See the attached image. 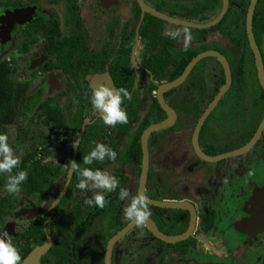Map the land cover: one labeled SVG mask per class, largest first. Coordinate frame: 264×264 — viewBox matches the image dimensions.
<instances>
[{
	"label": "flooded vegetation",
	"instance_id": "flooded-vegetation-1",
	"mask_svg": "<svg viewBox=\"0 0 264 264\" xmlns=\"http://www.w3.org/2000/svg\"><path fill=\"white\" fill-rule=\"evenodd\" d=\"M251 1L228 0L227 12L217 24L222 26L211 30L215 26L197 29L157 18L144 12L139 0H0V56L6 50L15 52L17 57L31 56L28 71L43 75L34 91L29 92L30 82L15 83L18 86L26 84L29 97L41 89L47 97H57L53 110L63 114V108L68 107L74 111L66 126L71 128L70 133L66 131L50 142L53 144L51 155L58 163L46 167L50 172L61 168L52 193L40 204L33 197L19 199L13 214L0 222V232L6 231L16 246L22 234L31 230L33 222L42 218L44 242L33 244L23 259L24 264H58L60 258L66 260V264H106L109 242L131 223L123 210L131 198L139 194L144 132L166 121L170 122L169 126L148 136L145 194L154 201L190 204L196 215L195 227L187 239L167 243L155 237L146 226H134L113 245L111 264H264V88L247 36L246 19ZM143 2L170 18L205 25L219 16L225 0H218L216 9L219 12L215 16L210 6L213 3L208 0H192L190 5L176 0ZM260 4L264 10V0H257L255 12ZM245 7L243 27L241 18ZM148 15L162 22L154 23L153 29L145 34L143 23ZM204 16L209 19L204 20ZM225 18L228 21L223 24ZM230 21L232 28L227 34V44L209 43L202 35L195 43L191 42L187 50L188 54L205 48L191 61L206 51H217L226 57L231 68V85L213 106L196 140L204 156L217 159L210 162L197 153L194 137L201 118L226 85L224 67L216 57L199 61L182 84L164 92L166 111L160 102V88L180 78L191 61L181 75L171 78L176 74L183 56L181 52L185 50L182 37L177 42L167 38L164 32L187 27L204 35L209 31L220 34ZM255 39L264 64V30L260 43L256 36ZM212 44L218 48L206 47ZM208 59L214 61L203 63ZM68 60H73L69 64L70 72L64 68V62ZM16 61L12 55L0 60L11 67L12 79L16 74L13 66ZM149 61L155 62L153 68L146 64ZM157 62L166 65L161 69ZM123 66L130 67V70L127 68L120 74V79L114 71ZM90 81L96 87L105 84L120 88L124 83L127 88L131 85L133 99L124 105L129 117L127 124H117L114 128L105 126L93 113L90 103L93 85ZM227 104H231L228 110L234 113V118L223 116L222 109ZM224 114L226 116V111ZM81 115L82 121L79 119ZM85 134H88L87 141ZM72 136L78 144L76 150L69 143ZM253 140L255 143L248 151L230 156ZM93 141L111 146L118 154L117 160L93 165L82 162L80 167L102 170L114 167L111 174L117 176L121 186L131 193L128 200L119 202H122V211L114 218L107 211L97 216L96 207L85 203L92 193H81L76 185L71 188L75 174L69 180L64 171V166L69 164L67 160H73L75 151L76 163L79 157L83 161V156L94 148ZM135 145L141 147V163L135 156L133 162L125 163L121 156L126 160L128 154H134ZM61 146L63 149L60 150ZM47 152L50 155L48 149ZM157 157L169 158V165L160 162L156 167ZM62 158L66 159L64 165ZM131 170L137 175L135 186L128 176ZM161 174H170V188L174 186L176 189L172 187L169 193H164ZM76 178L78 180V174ZM73 192L77 195L75 202L71 199ZM117 196L118 190L108 193L107 199L112 203L114 199L119 200ZM149 207L151 220L162 234L180 236L189 230L190 209ZM59 209L63 210L59 212ZM34 210L37 212L33 214L31 211ZM64 212H68L64 217L68 226L61 224L60 227L58 221ZM11 218L27 220V226L21 231L17 222L10 221ZM104 230L106 246L100 261H95L92 259L95 235H102ZM50 240H54L52 245L37 259L40 250Z\"/></svg>",
	"mask_w": 264,
	"mask_h": 264
},
{
	"label": "trees",
	"instance_id": "trees-1",
	"mask_svg": "<svg viewBox=\"0 0 264 264\" xmlns=\"http://www.w3.org/2000/svg\"><path fill=\"white\" fill-rule=\"evenodd\" d=\"M208 3H213L210 6L214 9V15H217L219 10H217V3L218 0H208ZM246 7L242 11V18L241 22L243 27H245V15H246ZM212 14V13H211ZM211 14L209 17H211ZM209 17L204 16L203 19L207 20ZM228 21V18H225L223 21V24H225ZM162 21L159 19H156L150 15H148L143 23V28L145 30V34L153 29L154 23H161ZM222 26V24H219L212 28L211 30L219 29ZM264 30V10L261 9V4L258 6L255 17H254V32L255 36L257 38L258 43H260V35L261 32ZM244 37H246V33L244 31ZM248 43V42H247ZM83 47V46H81ZM205 48H202L201 50H196L189 52L187 54V51H182V57L180 60V63L178 65L176 74L171 78H176L185 69L187 64L191 61V59L196 56L199 52L204 51ZM180 53V54H181ZM73 60H68L64 62V68L66 71L70 72V62ZM128 63V62H127ZM125 63V64H127ZM129 64V63H128ZM150 68H153L155 65V62L149 61L146 63ZM158 67L163 69V67L166 65L165 62H157L156 63ZM130 67H120L117 68L114 73L119 76L121 79L120 74L124 73V71ZM13 71L8 63L6 62H0V133L4 126L12 125L14 123L17 124V135L16 140L13 148L16 150V152L20 151L25 145L26 142L30 136L32 131V126L36 125L38 120L41 118H44L48 113L53 111L55 107L52 105L57 103V97H47L43 89L37 91L36 93H32V96L27 95V85L22 84L21 86H18L12 79ZM160 79L163 80V77L160 76ZM122 83V82H121ZM122 87L126 88V85L122 83ZM155 88V87H153ZM127 89L130 91V87H127ZM126 102V101H125ZM79 118L81 121L83 120V116H80ZM45 125L50 126L51 131V138L49 141L53 142L56 140L61 134L65 133L66 131L70 133V127H65V129L61 128L59 125L51 124L50 120L48 118L44 119ZM90 133V132H89ZM88 134H85V141H87ZM84 141V142H85ZM83 145V144H82ZM81 145V148H82ZM136 151L134 154L130 153L127 156V159L123 156H121L124 159V162H133L134 156L136 157L138 163H141V157H142V151L140 145H135ZM63 149V147H60V150ZM48 155L46 148L41 149H34V152L32 154H29L28 156H24L22 158V169L27 170L29 173V178L25 182L24 185H22V191L20 192V198H15V195H9L7 192H3L5 188V181L6 177L0 176V222L6 220V218L13 214V211L17 208V205L19 204V199L27 200L28 198H36L37 202L43 203L47 196H50L52 193V187L54 184V181L56 180V177L61 172L60 169H56L53 171H49L46 166L42 165L43 160ZM81 156V152H80ZM82 158V157H81ZM81 158H78L77 163L79 166L82 164ZM62 165L66 163V159H63ZM70 161L67 160V163ZM77 174L74 175V179L71 185V188L74 187L77 183ZM118 198V196H117ZM120 200L114 199L112 203H109L104 209H100L96 207L97 209V216L100 215L101 212L107 211L110 216H119L122 202L119 203ZM28 204V203H27ZM63 209H59L58 211L61 212ZM69 212V211H68ZM68 212H64L61 215V220L58 221L59 226L61 227V224L65 227L68 226L67 223L64 222V217L67 216ZM109 216V217H110ZM84 221V220H82ZM81 221V222H82ZM88 224V223H87ZM85 225V227L87 226ZM85 229V228H84ZM84 229L81 230V232L84 231ZM45 234L43 233V226H42V218H39L37 221L33 222L31 230H29L26 233H23L22 236L18 239L19 242H17L16 247L20 250L21 255L23 259L29 254L31 251V248L33 247V244L35 243H42L44 242ZM58 264H66V260H63L60 258V261Z\"/></svg>",
	"mask_w": 264,
	"mask_h": 264
},
{
	"label": "clouds",
	"instance_id": "clouds-1",
	"mask_svg": "<svg viewBox=\"0 0 264 264\" xmlns=\"http://www.w3.org/2000/svg\"><path fill=\"white\" fill-rule=\"evenodd\" d=\"M164 35L174 41L179 42L183 38L184 50L187 51L191 45L193 37L185 28L183 31L168 29ZM133 96L125 87L115 88L101 84L93 88L90 96V103L93 113L98 115L105 126L116 127L117 124L125 125L129 117L125 101H132ZM94 148L83 156L84 165H93L96 162L103 163L105 160L115 162L117 152L108 144L95 142ZM72 147H78L77 141H73ZM22 157L10 144V136L7 133H0V176L6 177L5 188L9 195H15L22 191V185L29 178L27 170L22 169ZM64 171L70 179L73 174H78L76 189L81 193L91 192L92 195L85 200L89 207L104 209L110 201L107 199L108 193H116L120 201L129 199L131 193L126 187L121 186L117 176L108 170L99 168L80 167L75 161H70L64 166ZM227 183V178L224 180ZM150 200L144 192H140L131 198V202L124 208L125 218L131 224L143 228L151 217ZM0 264H24L20 250L14 245L12 237L6 232H0Z\"/></svg>",
	"mask_w": 264,
	"mask_h": 264
},
{
	"label": "water",
	"instance_id": "water-1",
	"mask_svg": "<svg viewBox=\"0 0 264 264\" xmlns=\"http://www.w3.org/2000/svg\"><path fill=\"white\" fill-rule=\"evenodd\" d=\"M139 3L141 4V6L144 9V12H147L157 18H160L162 20L168 21L170 23H174L176 25H181V26H187V27H192V28H197V29H207V28H211L213 26H216L219 22H221V20L224 18L227 9H228V0H225L224 3V8L222 10V12L219 14V16L212 22L205 24V25H199V24H195V23H189L186 21H182L179 19H174V18H170L162 13H159L155 10H153L152 8L148 7L143 0H139ZM256 3L257 0H252L251 1V5L248 9V13H247V19H246V28H247V36H248V40L251 46V49L255 55V60H256V67L259 73V80L260 83L262 85V87L264 88V64H263V59H262V55L260 52V49L256 43V39L254 36V30H253V21H254V14H255V9H256ZM207 57H216L221 64L224 67L225 70V74H226V85L221 89L220 93L217 95L216 99L214 100V102L212 103V105L209 107L208 111H206V113L204 114V116L201 118L199 126H198V130L196 131L195 134V147L197 150V153L200 155V157L204 160H208L210 162L212 161H217V159H212V158H207L206 156H204L201 151L199 150L198 146H197V138H198V134H199V130L202 126V124L204 123L206 117L209 115V113L212 111L213 106L215 104L218 103V101L222 98V96L225 94V92L228 90L229 86L231 85L232 82V77H231V68H230V64L228 62V60L226 59V57L224 55H222L221 53L217 52V51H206L204 53H201L200 55H198L196 58H194L191 63L187 66L185 72L183 73V75L178 78L177 80L164 84L162 85V87L160 88L159 91V98H160V102L162 104V106L165 108L166 111H168V106L165 103L164 99H163V94L164 92H167L168 90H170L173 87L179 86L180 84H182L184 82V80L188 77V75L190 74V72L192 71V69L195 67V65L201 61L204 58ZM170 125L169 121L163 122L161 124L155 125V126H151L149 129H147L144 132L143 138H142V143H143V153H144V157H143V169H142V175L140 178V185H139V193L140 192H144L145 193V189H146V179H147V172H148V165H149V152H148V146H147V140H148V136L155 130H160L162 128H165L167 126ZM83 134V133H82ZM82 134L80 135V137H82ZM255 143V140H253L249 145H247L246 147L242 148L239 151L234 152L233 154H230V156L232 155H237L240 153H244L246 151H248L253 144ZM77 148H75L76 150ZM72 161L76 162V151L74 154V158ZM71 179V178H70ZM69 179V180H70ZM66 190V189H65ZM150 200V205L155 206V207H159V208H168V209H190L191 213H192V221H191V225L189 230L184 233L183 235L180 236H167L162 234L157 226L155 225V223L150 219L149 223L146 225V227L152 232V234L167 242V243H176L179 241H183L185 239H187L190 234L192 233L194 227H195V223H196V215H195V211L193 209V207L188 204V203H173V202H164V201H154V200ZM33 214L35 212H37V210L31 211ZM24 214V212H22ZM135 225L133 224H129L126 228H124L118 235H116L110 242L109 245L107 247V251H106V264H111V259H112V247L115 244V242H117L118 240H120L130 229H132Z\"/></svg>",
	"mask_w": 264,
	"mask_h": 264
},
{
	"label": "rangeland",
	"instance_id": "rangeland-1",
	"mask_svg": "<svg viewBox=\"0 0 264 264\" xmlns=\"http://www.w3.org/2000/svg\"><path fill=\"white\" fill-rule=\"evenodd\" d=\"M176 1H178L179 3L185 4V5L186 4L190 5L192 0H176ZM231 23H232V21H230L229 23H227V25H225V28H224L225 35H224V33H220L221 34L220 35L218 31H215V32L209 31V32H207V34L204 35V34H201L198 30H195L192 28H187V27L177 28V29L183 31L186 28L191 33V35L193 37L192 43H195L196 40L198 39V37L201 38V37L205 36L206 38H208L209 43H211V42L223 43L224 42V44H227L228 43L227 34H228L229 30L232 28ZM206 47L207 48L210 47L212 49L218 48L216 44L206 45ZM224 52L226 54V51H224ZM11 55L15 56L16 60H17L16 63L13 65L14 69H15L14 72L16 73L14 75V78H13L14 82H16V83L30 82L31 85H30L29 92L36 90L37 87L39 86L40 82L43 79V75L40 73H37V72L34 74H31L28 71V64H29V61L31 59V56H18L17 57L15 52L11 53V51L6 50V51L1 52L0 60L8 59L11 57ZM212 61H214V59L205 60L203 63L212 62ZM89 83L91 86L93 85V88H96V86L94 85V83L92 81H90ZM61 106L64 107V104H61ZM229 108H231V104H227L226 108L222 109L223 116L226 118H232L234 115L233 112L228 110ZM63 109L65 111L63 114L60 113V111L55 109V110L51 111L50 113H48L46 116H44V118L39 119L37 124L32 126L33 132L30 134V136L26 142V145L20 151H18L16 153L23 158L26 155L28 156L29 154H32L34 152V149H36V148L37 149L46 148V149H48L50 155L45 157V159L42 161L43 162L42 165H44V166L56 165L58 162H57V160H55L54 156L51 155L52 151H53V144L50 143V141H49V139L51 138V131H50L51 129H50V126L45 125L44 119L48 118L52 125L56 124V125H59L61 128H65L69 123L68 119L70 120L73 117L74 111L71 110L72 108L69 109L68 107H65ZM224 111H226V116L224 114ZM1 133L9 134L10 144L13 147L15 144L16 135H17V124L14 123L12 125L4 126L1 130ZM73 141H75L74 136L69 138V143L71 145H72ZM160 162H165L166 165H169V158L159 159L157 157L155 159L154 165L156 167H158ZM113 169H114V167H110L108 169V171H110V173H111L113 171ZM128 176L130 177V181L133 182V186H135L134 183L137 182V175L135 173H133V171L131 170L128 172ZM160 181L162 183H164V185H162V190L166 194L169 193V189L174 187V186H172L170 188V185H171L170 184V181H171L170 174H161L160 175ZM133 188H136V187H133ZM59 189H60V187L57 188V191ZM174 189H176V188L174 187ZM3 192L4 193L7 192L6 188H4ZM76 196H77L76 193L73 192V194L71 195V199L73 200V202H75ZM15 198H20V193L15 194ZM10 221L15 222V223L17 222L18 223V229H20L21 231L27 226V223H28L27 220L18 221V220H14L13 218H11ZM106 236H107V234H106L105 230H104V233H102V235H98V234L95 235L96 244L93 245V247H92L93 248L92 252L94 254L92 259H95V261H100L101 253L103 252V250L105 249V246H106V240H107ZM53 241L54 240H50L46 244V246L40 250L39 255L36 256L37 259L41 258L46 253L48 248L52 245ZM97 264H100V262H98Z\"/></svg>",
	"mask_w": 264,
	"mask_h": 264
}]
</instances>
